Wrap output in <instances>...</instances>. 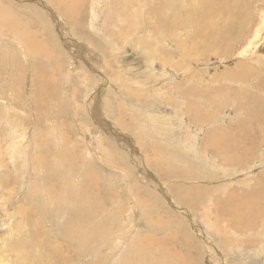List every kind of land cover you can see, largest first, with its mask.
<instances>
[{
	"label": "rangeland",
	"instance_id": "1",
	"mask_svg": "<svg viewBox=\"0 0 264 264\" xmlns=\"http://www.w3.org/2000/svg\"><path fill=\"white\" fill-rule=\"evenodd\" d=\"M77 1L0 0V264H264V137L248 123L264 113V44L240 54L264 33V0H240L205 33L208 8L223 0ZM49 177L63 195L46 204ZM84 187L98 199L90 217L73 201ZM161 246L185 261L167 262Z\"/></svg>",
	"mask_w": 264,
	"mask_h": 264
},
{
	"label": "bare ground",
	"instance_id": "2",
	"mask_svg": "<svg viewBox=\"0 0 264 264\" xmlns=\"http://www.w3.org/2000/svg\"><path fill=\"white\" fill-rule=\"evenodd\" d=\"M75 1H77V0H75ZM82 0H80V2H81ZM113 1V0H112ZM131 1V0H130ZM247 1V0H246ZM60 2V1H59ZM121 2H122V0H121ZM134 2V1H133ZM196 2V1H195ZM208 2H211V1H208ZM240 2V0H223L221 3H220V6H219V9H217V7H214L213 8V12H211V10H210V8H208L209 9V12H208V17H207V19L206 20H203L202 21V26H203V28H202V26L200 27V29H199V32H202V31H204L205 29H207V28H211V21L210 20H212L215 16H221V15H224V17L223 18H225L226 16H228L229 14H233V13H235V11L237 10V8H236V6H237V4ZM55 3H56V1H55ZM73 3V2H72ZM75 3H79V1H77V2H75ZM84 3H85V1H84ZM113 3H114V1H113ZM124 3V2H123ZM131 3V2H130ZM148 3V2H147ZM121 4V3H120ZM139 4V3H138ZM137 4V5H138ZM204 4H206L205 2H204ZM55 5H57V4H55ZM119 5V4H118ZM58 6V5H57ZM82 6V5H81ZM140 6H142V5H140ZM139 6V7H140ZM151 6V5H150ZM243 7V6H242ZM242 7H240V8H242ZM72 8V7H71ZM80 8V7H79ZM122 8V7H121ZM239 8V9H240ZM124 9V8H123ZM122 9V10H123ZM157 9V8H156ZM212 9V8H211ZM120 10V9H119ZM187 10V9H186ZM263 10V9H262ZM68 11V10H67ZM76 11V10H75ZM142 11V10H141ZM197 11V10H196ZM196 11H195V13H196ZM255 11H256V9H255ZM79 12V11H78ZM136 12V11H135ZM145 13L147 12V11H144ZM77 13V12H76ZM148 13V12H147ZM194 13V12H193ZM256 13V12H255ZM123 14H125V13H123ZM130 15H131V12L129 13ZM133 16V15H132ZM127 18V17H126ZM125 18V19H126ZM150 18H152V17H150ZM168 18V17H167ZM199 18H200V16H197V19L199 20ZM145 19H146V16H145ZM126 20H128L129 21V19L127 18ZM143 20V19H142ZM149 21H151V20H149ZM230 20H228V22H229ZM154 22V21H153ZM165 21L163 20V19H161V24L163 25V24H165L164 23ZM131 23V22H130ZM142 26V25H141ZM154 26V25H153ZM132 27V26H131ZM162 27V26H161ZM228 26H226V31H227V29L229 28H227ZM84 28V27H83ZM217 28L219 29V28H221V26H217ZM224 28V27H223ZM121 29V28H120ZM120 29H118V30H120ZM141 29H142V27H141ZM157 29V28H156ZM162 29H164V28H162ZM112 30V29H111ZM159 30H160V27H159ZM210 30V29H209ZM144 31H145V29H144ZM152 32V31H151ZM161 32H162V30H161ZM222 32V31H221ZM164 33V32H163ZM162 33V34H163ZM204 33H205V31H204ZM243 33H245V32H243ZM160 34V33H159ZM161 34V35H162ZM246 34H247V32H246ZM205 35V34H204ZM27 36V35H26ZM163 36V35H162ZM193 36V35H192ZM125 37V36H124ZM154 37V36H153ZM128 38V37H127ZM159 38V36L157 37V39ZM187 38V37H186ZM117 39H118V37H117ZM136 39V38H135ZM197 39V38H196ZM199 39V38H198ZM138 40V39H137ZM140 40V39H139ZM139 40H138V42H139ZM143 40V39H142ZM161 40V39H160ZM189 40V39H188ZM191 40V39H190ZM210 40H211V38H210ZM35 40H33V42H34ZM130 41V40H129ZM195 44H197V41L196 40H192ZM26 42V41H25ZM142 42V41H141ZM148 42H150V41H148ZM26 43H28V42H26ZM30 43V42H29ZM44 43V42H43ZM160 43V42H159ZM156 44H157V42H156ZM264 44V33L262 32V33H259V28L257 29V34L256 35H254V37H253V39H251V41H249V48H248V50H246V49H244L243 51H241L240 52V54H242V55H245V56H248V55H251L253 52H254V50L256 49V47H257V45H263ZM30 45V44H29ZM188 45V44H187ZM32 46V45H31ZM33 46H35V44H33ZM32 46V48L34 49V47ZM121 46V45H120ZM139 46V45H138ZM155 46V45H154ZM192 46V45H191ZM39 47V46H38ZM145 47V46H144ZM194 47V46H193ZM260 48H262L261 46H259ZM27 48V47H26ZM37 48V47H36ZM144 49H146V47L144 48ZM182 49V48H181ZM41 50V49H40ZM186 51H188V48H187V50ZM107 52V51H106ZM33 53V52H32ZM150 53V52H149ZM151 54V53H150ZM38 55V54H37ZM48 55V54H47ZM46 55V56H47ZM35 56V55H34ZM51 56V55H50ZM32 58V57H31ZM39 59V58H38ZM32 61V60H31ZM41 61V60H40ZM39 61V62H40ZM45 62V61H44ZM38 63V62H37ZM41 63V62H40ZM45 63H47V62H45ZM35 64L36 63H34V66H35ZM13 65V64H12ZM24 66V65H23ZM33 66V67H34ZM37 66V65H36ZM237 66L238 67H243V70H248V68H249V66H248V63H244V64H237ZM15 68V67H14ZM39 68V67H38ZM34 69V68H33ZM37 69V68H36ZM42 69H44V68H42ZM257 69V68H256ZM28 70V69H27ZM45 70V69H44ZM259 70V69H258ZM31 71V70H30ZM47 71V70H46ZM18 72V71H17ZM19 72H21V70L19 71ZM37 72V71H36ZM33 73H34V71H33ZM217 73H219V72H217ZM234 73V72H233ZM16 74H18V73H16ZM34 75H36L37 76V74H35L34 73ZM225 75V74H224ZM17 76V75H16ZM48 76V75H47ZM236 76V75H235ZM229 77H231V76H229ZM44 78H45V76H44ZM217 78V77H216ZM259 78V77H258ZM42 79V78H41ZM40 72H39V82H40ZM229 79V78H228ZM260 79V78H259ZM104 80V79H103ZM233 80V79H232ZM255 81V80H254ZM38 83V82H37ZM56 84V83H55ZM117 85V84H116ZM38 86V85H37ZM247 86V85H246ZM45 87V86H44ZM262 87V86H261ZM46 88V87H45ZM48 88V87H47ZM38 89H41L42 90V88H38ZM50 89V88H49ZM44 90V89H43ZM35 91V90H34ZM36 92V91H35ZM44 92V91H43ZM34 93V92H33ZM37 93V92H36ZM36 93H34V94H36ZM210 93V92H209ZM215 93V92H214ZM38 94V93H37ZM36 94V95H37ZM21 95V94H20ZM19 95V96H20ZM211 95V94H210ZM216 95V94H215ZM40 96V95H39ZM212 96H213V94H212ZM42 97V96H41ZM245 97V96H244ZM44 100V99H43ZM207 100H209V98L207 99ZM33 101V100H32ZM210 101H212V100H210ZM34 102V101H33ZM137 102V101H136ZM238 102L240 103L241 101H239L238 100ZM43 104V103H42ZM40 105V104H39ZM194 105L195 104H193V107H194ZM241 105V104H240ZM134 106V105H133ZM143 106V105H142ZM241 106H243V105H241ZM196 107V106H195ZM244 109V108H243ZM242 110V109H241ZM246 110V109H245ZM254 111V110H253ZM255 112V111H254ZM257 112V111H256ZM260 112H261V110H260ZM264 112V111H263ZM102 113V112H101ZM262 113V112H261ZM255 114V113H254ZM153 115V114H152ZM194 115V114H193ZM197 115H198V113L196 112L195 113V115L194 116H196L197 117ZM257 115V114H256ZM95 116V115H94ZM193 116V118H194V120H195V117ZM259 119H260V121H257V119H255L253 122H248V123H250V124H255V123H259L260 122V125H261V131H263L261 134H260V136L262 137H264V113L263 114H259ZM258 117H256V118H258ZM78 118V117H77ZM153 118V117H152ZM252 118V117H251ZM226 119V118H225ZM200 121V120H199ZM249 121H251L250 119H249ZM148 122V121H147ZM246 123H247V121H246ZM239 124V123H238ZM241 124V123H240ZM62 125V124H61ZM252 125H251V127L247 124V125H245V130L246 131H244L245 132V134H248V133H250V129L252 128ZM260 125H257V127H260ZM118 126H120V125H118ZM256 126V125H255ZM244 127V126H243ZM28 128V127H27ZM117 128V127H116ZM135 128V127H134ZM128 129V128H127ZM230 130V129H229ZM244 130V129H243ZM228 131V130H227ZM238 131V130H237ZM252 131V130H251ZM136 132V131H135ZM230 132V131H229ZM228 132V133H229ZM235 132V131H234ZM239 133V132H238ZM128 134V133H127ZM254 134H255V132H254ZM250 135V134H249ZM88 136V135H87ZM233 136V135H232ZM21 137V136H20ZM64 137V139L65 138H67V136L65 137V136H63ZM252 137V136H251ZM258 138V137H257ZM37 140H38V138H37ZM85 140V139H84ZM259 140V139H258ZM130 141V140H129ZM211 141H212V139H211ZM211 141L209 142V143H211ZM38 142V141H37ZM213 142V141H212ZM224 142V141H223ZM247 143V142H246ZM48 144H50V143H48ZM248 145H249V143H247ZM59 145V144H58ZM73 145V144H72ZM206 145V144H205ZM226 145L227 146H225V144L223 145V146H220V151L221 152H226V150L227 149H229V147H230V144L227 142V140H226ZM247 145V146H248ZM208 147H209V145H207ZM211 146V145H210ZM214 146L215 145H213V148H214ZM55 147V146H54ZM205 147V146H204ZM227 147V148H226ZM216 148V147H215ZM218 148V147H217ZM237 148V147H236ZM48 149V148H47ZM53 149H55L56 150V148H52V150ZM65 149H67V148H65ZM250 149H252V148H250ZM49 150V149H48ZM51 150V149H50ZM63 150V152L66 154V155H72V153H70L69 151H66V150H64V149H62ZM178 151H179V149H178ZM212 151V150H211ZM217 151V150H216ZM216 151H214L213 150V152L215 153ZM59 152V151H58ZM57 153V152H56ZM217 153V152H216ZM59 154V153H58ZM75 155V154H74ZM73 155V156H74ZM72 156V157H73ZM29 157V156H28ZM32 157V156H31ZM61 157V156H60ZM231 157L232 158H236V157H238V155L236 156V155H234L233 154V152L231 153ZM41 158H42V156H41ZM70 158V157H69ZM225 158L226 159H228V156L226 155L225 156ZM250 158V157H249ZM52 159V158H51ZM59 159V158H58ZM63 159V158H62ZM54 160V159H53ZM67 160V159H66ZM250 160V159H249ZM14 161V160H13ZM12 161V162H13ZM39 163H40V161H39V159L37 160ZM230 161V160H229ZM57 162V161H56ZM228 162V161H227ZM15 163V162H14ZM56 164V163H55ZM65 164V163H64ZM60 165V164H59ZM58 166V165H57ZM61 166V165H60ZM66 166H67V164H66ZM59 167V166H58ZM17 168V167H16ZM39 167H37V169H38ZM44 168H45V166H44ZM60 169H61V167H59ZM7 169V168H6ZM58 169V168H57ZM63 169V168H62ZM41 170H44V169H42L41 168ZM56 170V169H55ZM219 170V169H218ZM9 171V170H8ZM31 171V170H30ZM32 171H34L35 173H36V170H32ZM46 171V170H45ZM52 171H54V169H52L51 170V172ZM57 171V170H56ZM65 171V170H64ZM190 171V170H189ZM15 172V171H14ZM40 172V171H39ZM61 172V171H60ZM67 172H69V171H67ZM10 173V172H9ZM41 173H42V171H41ZM45 173H47V175L48 174H50V173H48L47 171L45 172ZM62 173H63V171H62ZM166 174H174V175H176V173H174V172H165ZM261 173H263V172H261ZM24 174H28V172L27 173H24ZM54 174V173H53ZM53 174H50L51 176L53 175ZM61 174V173H60ZM65 174V173H64ZM183 174H184V172H183ZM46 175V174H45ZM49 175V176H50ZM63 175V174H62ZM24 176V175H23ZM65 176H66V174H65ZM65 176H63V177H65ZM77 176V175H76ZM259 176H261L260 174H259ZM28 177V176H27ZM32 177H34V176H32ZM40 177H41V175H40ZM45 176H43V178H44ZM80 177V176H79ZM180 177V176H179ZM47 178V177H46ZM60 178H61V176H60ZM81 178V177H80ZM33 179V178H32ZM34 179H37L36 177H34ZM34 179H33V184H34ZM45 179V178H44ZM49 179H50V181H49V183H48V185L50 186V185H52V187H51V195L52 196H50V199L49 200H46V202H44V203H49V204H51V203H55L56 202V198H57V200H58V202L59 201H61V197H62V195L63 194H61V192H60V196L61 197H58L57 195H55V194H53V192L56 190V187H55V182L56 181H59V182H61L60 180H58V179H55V178H50L49 177ZM63 179V178H62ZM66 179H67V177H66ZM69 179V178H68ZM67 179V180H68ZM264 179V178H263ZM21 181H22V179H20ZM23 180H24V178H23ZM28 180V179H27ZM41 180H42V177H41ZM19 181V180H18ZM29 181H30V176H29ZM38 181H40L39 180V174H38ZM47 181V180H46ZM71 180L69 179V182H70ZM262 181V180H261ZM20 182V181H19ZM19 182H17V183H19ZM23 182V181H22ZM44 182V181H43ZM73 182H75V181H73ZM12 183V182H11ZM25 183V182H24ZM23 183V184H24ZM35 183H38V182H35ZM47 183V182H46ZM72 183V182H71ZM71 183H70V185H71ZM262 183V182H261ZM261 183H259L260 185H261ZM23 184H21V185H23ZM26 186H28V181L26 182ZM39 184V183H38ZM42 184V183H41ZM75 184H76V182H75ZM263 184V183H262ZM30 185H32V184H30ZM36 185V184H35ZM34 185V186H35ZM44 185V184H43ZM46 186H47V184H45ZM74 185V184H73ZM79 185V184H78ZM156 185H158L157 183H156ZM264 185V184H263ZM20 186V185H19ZM37 186V185H36ZM39 186V185H38ZM75 186V185H74ZM16 187V186H15ZM23 187H24V185H23ZM32 187H33V185H32ZM71 187V186H70ZM73 187V186H72ZM181 187V186H180ZM184 187V186H183ZM186 187V189H187V191L189 190L190 191V187H189V189H188V187L187 186H185ZM260 187V186H259ZM262 187V186H261ZM260 187V188H261ZM3 188H5V187H3ZM29 188H30V186H29ZM36 188V187H35ZM41 188V187H40ZM43 188V187H42ZM41 188V189H42ZM175 188V187H174ZM264 188V187H263ZM10 189V188H9ZM8 189V190H9ZM21 189V188H20ZM30 189H32V188H30ZM49 189V188H48ZM47 188L45 189V190H48ZM72 189V188H71ZM109 190H110V188H108ZM176 189V188H175ZM177 189H179L178 187H177ZM11 190V189H10ZM24 190V189H23ZM35 190V189H34ZM38 190V189H37ZM36 190V191H37ZM182 190H184V189H182ZM181 190V191H182ZM4 191H5V189H4ZM36 191H35V194H34V191H32L33 193L32 194H34L35 196H36ZM44 191V190H43ZM42 191V192H43ZM49 191V190H48ZM63 191V190H62ZM91 189L89 188L87 191H86V188L84 187L83 188V190H82V192H81V198H74V200L73 201H78V200H80L81 201V203L84 205V206H82V210H83V212H86L87 214H89V217L90 216H93V214H94V212H95V207H94V203H93V201H94V198L95 199H97L96 197H94V195H93V191H91ZM179 191V190H178ZM188 191V192H189ZM251 191V190H250ZM19 192V191H18ZM26 192H28V191H26ZM30 192V191H29ZM45 192V191H44ZM44 192H43V194H44ZM78 191H76V193H77ZM88 192H90V196H91V199H88V196H87V193ZM104 192V191H103ZM110 192V191H109ZM3 193H5V192H3ZM6 193H7V190H6ZM11 193V192H10ZM46 193H48V192H46ZM111 193V192H110ZM110 193H109V195H110ZM130 193V192H129ZM252 193V192H251ZM8 194V193H7ZM31 194V193H30ZM42 194V193H41ZM42 194V195H43ZM48 194H50V193H48ZM247 194H248V192H247ZM11 195V194H10ZM16 195V194H15ZM45 195V194H44ZM82 195H84V196H86V197H84V196H82ZM12 196V195H11ZM10 196V197H11ZM30 196V195H29ZM54 196V197H53ZM104 196V195H103ZM114 196V195H113ZM133 196V195H132ZM231 196V195H230ZM251 196H252V194H251ZM31 197H34L33 195L31 196ZM56 197V198H55ZM150 197V196H149ZM171 197V196H170ZM247 197H249V196H247ZM253 197H254V195H253ZM1 198H3V197H1ZM5 198V197H4ZM15 198H16V196H15ZM41 198V197H40ZM40 198H37V199H40ZM151 198V197H150ZM227 198H229V197H227ZM231 198L233 199V195L231 196ZM13 199V198H12ZM42 199H43V197H42ZM41 199V200H42ZM47 199V198H46ZM60 199V200H59ZM104 199H108V201H109V198H104ZM111 199H112V197H111ZM110 199V200H111ZM143 199V198H142ZM225 199V198H224ZM251 199H253L252 197H251ZM8 200V199H7ZM35 200H36V198H35ZM40 200V201H41ZM93 200V201H92ZM98 200V199H97ZM96 200V201H97ZM115 200V199H114ZM137 200V199H136ZM147 200V199H146ZM219 200V199H218ZM228 200V199H227ZM226 200V201H227ZM231 200V199H230ZM255 200V199H254ZM32 201H33V199H32ZM37 201V200H36ZM35 201V203H37ZM112 201V200H111ZM229 201V200H228ZM242 201V200H241ZM249 200H247V202H244V203H242V205H243V207L241 208V209H239V216H242L243 215V209H244V206H247L248 205V208H250L251 207V205H250V203L248 202ZM42 202V201H41ZM41 202L40 203H37V204H41ZM63 202V201H62ZM62 202H61V204H62ZM141 202H142V200H141ZM140 202V203H141ZM218 202V201H217ZM223 203H219V205H218V213H220L221 212V214H218V216L220 215V217H222L223 218V209L225 210V205H227L226 203H225V200L224 201H222ZM250 202H252V201H250ZM31 203V202H30ZM33 203H34V201H33ZM98 204H99V202H97ZM186 203V202H185ZM5 204V206L7 205V203H4ZM42 204H43V202H42ZM102 204V203H101ZM104 204V203H103ZM120 205H121V203H119ZM141 204H143V203H141ZM230 204V203H229ZM2 205V204H1ZM96 205V204H95ZM118 205V204H117ZM250 205V206H249ZM255 204H253L252 205V207L254 206ZM32 206H34V205H32ZM99 206H101L100 204H99ZM116 206V205H115ZM142 206H144V205H142ZM3 207V206H2ZM102 207H104L103 205L101 206V208ZM120 207V206H119ZM118 207V208H119ZM228 207H230V213L232 214L233 213V211H234V209L237 207V205H233V206H230V205H228ZM131 208V207H130ZM8 209V208H7ZM30 209V208H29ZM98 209V208H97ZM120 209H121V207H120ZM137 209V208H136ZM258 209V208H257ZM256 209V210H257ZM32 210H33V208H32ZM117 210V209H116ZM123 210V209H122ZM141 210V209H140ZM255 210V211H256ZM10 211V210H9ZM28 211H30V210H28ZM34 211V210H33ZM114 211V210H113ZM120 211V210H119ZM146 211V210H145ZM261 211H263V209H261ZM77 212V211H76ZM259 212V211H258ZM257 212V213H258ZM28 213V212H27ZM29 213H31V211L29 212ZM35 213V212H34ZM59 213H64V211H60L59 210ZM119 213V212H118ZM228 213V212H227ZM261 212H259V214H260ZM10 214V213H9ZM8 214V215H9ZM78 214V213H77ZM117 214V213H116ZM255 214H256V212H255ZM11 215H12V213H11ZM10 215V216H11ZM36 215V214H35ZM64 215V214H63ZM70 215V214H69ZM76 215V214H75ZM79 215V214H78ZM82 215V214H81ZM113 215V214H112ZM118 215V214H117ZM119 215H120V213H119ZM147 215V214H146ZM250 215V214H249ZM252 215H254V214H252ZM252 215H250L251 217H253ZM258 214H256V216H257ZM26 216V215H25ZM28 216V215H27ZM30 217H32L31 215H29ZM71 216V215H70ZM247 216V215H246ZM256 216H254V217H256ZM261 216V215H260ZM260 216H258L259 218H260ZM34 217V216H33ZM32 217V218H33ZM146 217H148L149 218V215L148 216H146ZM151 217V216H150ZM225 217V216H224ZM227 217V216H226ZM253 217V218H254ZM262 217V216H261ZM8 218V217H7ZM25 218V217H24ZM36 218V217H35ZM71 218H72V216H71ZM243 218V217H242ZM245 218V217H244ZM259 218H256V220L257 219H259ZM27 219V218H26ZM28 219H29V217H28ZM34 219V218H33ZM74 219V218H73ZM77 219H79V218H77ZM137 219V218H136ZM150 219V218H149ZM158 219H160V218H158ZM157 219V220H158ZM226 219V218H225ZM248 219V218H247ZM262 219V218H261ZM12 220V219H11ZM23 220V219H22ZM71 220V219H70ZM70 220H66V221H70ZM117 220V219H116ZM153 220V219H152ZM156 220V221H157ZM230 220V219H229ZM240 220V219H239ZM243 220V219H242ZM251 220H253V219H251ZM20 221V220H19ZM25 221V220H24ZM27 221H29V220H27ZM31 221V220H30ZM65 221V222H66ZM83 221H86V220H83ZM102 221V220H101ZM104 221V220H103ZM131 221V220H130ZM153 221H155V220H153ZM159 221V220H158ZM248 221V220H247ZM255 221V220H254ZM260 221V220H259ZM76 222V221H75ZM74 222V223H75ZM132 222V221H131ZM140 222V221H139ZM242 222V221H241ZM243 222H244V220H243ZM243 222H242V224H243ZM246 222V221H245ZM249 222H251V221H249ZM256 222V221H255ZM29 223H31V222H29ZM64 223V222H63ZM62 223V224H63ZM82 223V222H81ZM88 223V222H87ZM100 223V222H99ZM230 223V222H229ZM248 223V222H247ZM251 223H253V222H251ZM22 224H23V222H22ZM24 224H28V223H24ZM66 224H68V222L66 223ZM66 224H65V226H66ZM72 224V223H71ZM70 224V225H71ZM76 224H78V223H76ZM88 224H90V223H88ZM254 224H257V223H254ZM33 225V224H32ZM80 225V224H79ZM85 225V224H84ZM91 225V224H90ZM99 226H100V224H98ZM104 225V224H103ZM136 225V224H135ZM142 225V224H141ZM140 225V226H141ZM155 225V224H154ZM252 225V224H251ZM18 226H20V225H18ZM25 226V225H24ZM24 226H22V227H24ZM63 226H64V224H63ZM137 226V225H136ZM248 227H249V225H247ZM254 226V225H253ZM253 226H250V228H252L253 229ZM256 226V225H255ZM26 227V226H25ZM60 227V226H59ZM68 227H69V229H70V226L68 225ZM72 227V226H71ZM74 227H77L78 228V226H74ZM247 227V228H248ZM67 228V227H66ZM76 228V229H77ZM249 228V229H250ZM19 229H20V227H19ZM24 229V228H23ZM23 229H21V230H23ZM26 229V228H25ZM65 229V228H64ZM72 229V228H71ZM245 229V228H244ZM252 229H250V230H252ZM66 230V229H65ZM73 230V229H72ZM78 230H80V228H78ZM67 231V230H66ZM77 231V230H76ZM75 231V232H76ZM108 231V230H107ZM140 232H141V234H142V231L141 230H139ZM158 231V230H157ZM18 232H20L19 230H18ZM39 232L41 233V231H40V229H38V230H35L34 229V227L32 228V230H30V232L29 233H31V235H32V237H34V234L36 235L35 237H36V239L37 238H39ZM63 232V234L65 233L64 231H62ZM70 232V231H69ZM79 232V231H78ZM133 232V231H132ZM21 233H23L22 231H21ZM61 233V232H60ZM144 233V232H143ZM17 234V233H16ZM24 234V233H23ZM23 234H19V237L20 236H22V238H23ZM67 234H68V231H67ZM70 234V233H69ZM72 234H73V232H72ZM76 234H78V233H76ZM132 234H135V233H132ZM137 234L138 233H136V235H134V236H137ZM141 234H139V235H141ZM152 233H146V234H143L144 236L142 237V238H144V240L146 241L145 243L147 244H152V245H155V244H158L159 245V240L158 239H156V235H151ZM171 234V233H170ZM169 234V235H170ZM66 235V234H65ZM107 235V234H106ZM138 235V236H139ZM70 238H71V234L70 235H68ZM67 236V237H68ZM78 236V235H77ZM172 236H174L175 237V235H172ZM172 236L170 237V239H172ZM177 236V235H176ZM68 237V238H69ZM159 236L157 235V238H158ZM78 238H79V240L78 241H80V235L78 236ZM134 239V238H133ZM132 239V240H133ZM168 239V238H167ZM170 239H169V241H170ZM69 240V239H68ZM74 240V239H73ZM110 240H112V239H110ZM126 240V239H125ZM38 241V240H37ZM116 241V240H115ZM165 241H166V239H165ZM175 241V240H174ZM59 242V241H58ZM62 242V241H61ZM65 242H67L66 240H65ZM82 242V241H81ZM81 242H79V243H81ZM114 242V241H113ZM172 242V241H171ZM244 242V241H243ZM57 243V242H56ZM62 243H64V242H62ZM108 243H109V241H108ZM141 243H142V241H141ZM251 243V242H250ZM263 243V242H262ZM66 244V243H65ZM70 243H68V245H69ZM75 244V243H74ZM77 244V243H76ZM129 244V243H128ZM161 244V243H160ZM164 244H165V242H164ZM168 244V243H167ZM186 244V243H185ZM73 245V244H72ZM82 245V244H81ZM81 245H80V247L79 246H76V248H75V251H76V249H78V247L79 248H81ZM157 245V246H158ZM172 245H173V243H172ZM171 245V243H170V246H168V245H165V246H168V247H171L172 246ZM247 245V244H246ZM55 246V245H54ZM59 246V247H58ZM57 247H55L53 250H55L56 249V252H54L55 254H54V256L57 254V256H56V259H57V261H59V259L61 258V255H63V254H60L61 252H60V250H62V249H64V248H60V246H62V244L61 245H58ZM64 246V245H63ZM103 246V245H102ZM144 246V245H143ZM160 246V245H159ZM165 246L163 247V246H161V247H163V248H161V249H158V248H154V250L155 251H159V250H161V252H166V253H169L170 254V259L169 260H166L167 262H170V261H173L172 260V256H177V257H179L180 259H181V261H182V259L185 261V258H181L178 254L176 255V252H175V250H172L171 252H169L168 250L170 249H166L165 248ZM66 247V246H65ZM75 247V246H74ZM142 247V246H141ZM150 247V246H149ZM152 247V246H151ZM104 248V247H103ZM145 248V247H144ZM254 248V247H253ZM149 249V248H148ZM67 250V249H66ZM71 250V249H70ZM146 250H147V248H146ZM145 250V251H146ZM153 250V249H152ZM65 251V250H64ZM64 251H63V253H64ZM72 251H73V247H72ZM127 251H128V249H127ZM77 252V251H76ZM147 252V251H146ZM152 252V251H151ZM79 253H80V251H79ZM82 253V252H81ZM105 253V252H104ZM130 253V252H129ZM132 253V252H131ZM152 253H154V252H152ZM158 253V252H157ZM157 253H155V254H157ZM70 254V253H69ZM78 254V253H77ZM76 254V255H77ZM122 254V253H121ZM121 254H119L120 256H121ZM142 254V253H141ZM159 254V253H158ZM71 255V254H70ZM69 255V256H70ZM75 255V254H74ZM83 255V254H82ZM117 255V254H116ZM118 255V256H119ZM123 255V254H122ZM129 255V254H128ZM160 255V254H159ZM67 256V255H66ZM66 256H64V257H66ZM86 256V255H85ZM124 256V255H123ZM122 256V257H123ZM182 256V255H181ZM75 257H77V256H75ZM125 257H127V256H125ZM143 257V256H142ZM154 257V256H153ZM62 258H63V256H62ZM61 258V259H62ZM69 257H66V261H67V259H68ZM74 257L72 256V259H73ZM79 258H81V257H79ZM120 258V257H119ZM124 258V257H123ZM63 259H65V258H63ZM69 259H71V258H69ZM68 259V260H69ZM71 259V260H72ZM76 259V258H75ZM125 259V258H124ZM148 259V258H147ZM119 260V259H118ZM120 260H122L121 258H120ZM119 260V261H120ZM126 260H128V258L126 259ZM162 260V259H161ZM61 261V260H60ZM71 261H69V263H70ZM125 262V260L121 263V264H123ZM134 262V261H133ZM139 261H137V263H138ZM148 262V261H147ZM156 262V261H155ZM158 262H161V261H158ZM157 262V263H158ZM67 263H68V261H67ZM129 263H131V261H129ZM135 263V262H134ZM86 264V263H85ZM92 264H94V263H92ZM98 264H100V263H98ZM126 264V263H125ZM128 264V263H127ZM131 264H133V263H131ZM136 264V263H135ZM149 264V263H148ZM153 264H154V262H153ZM164 264V263H163ZM186 264V263H185Z\"/></svg>",
	"mask_w": 264,
	"mask_h": 264
}]
</instances>
